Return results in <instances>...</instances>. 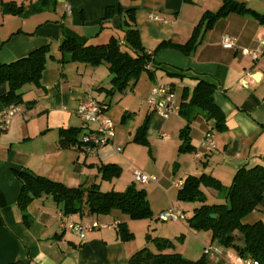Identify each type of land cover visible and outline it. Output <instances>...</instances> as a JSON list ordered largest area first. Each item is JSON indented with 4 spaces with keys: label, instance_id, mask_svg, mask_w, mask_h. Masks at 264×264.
Masks as SVG:
<instances>
[{
    "label": "crops",
    "instance_id": "0c3cea01",
    "mask_svg": "<svg viewBox=\"0 0 264 264\" xmlns=\"http://www.w3.org/2000/svg\"><path fill=\"white\" fill-rule=\"evenodd\" d=\"M5 1H15L27 9L36 0H0V62L21 58L44 44H50L51 55L41 74L44 89L28 90L24 100L34 102L19 105L7 128L0 129V264L16 260L30 264H126L137 247L131 241H122L117 227L93 229L88 232L86 241L81 243L74 233L60 225L57 218L60 208L50 198L41 197L28 205L27 211L33 220L27 227L15 206L21 188L16 177L18 170H27L68 187L87 190L100 177L98 167L110 163L105 151L108 143L98 147L94 154L59 145L61 129H80L81 135L92 129L79 125L82 120L76 109L88 88L91 89L90 94L93 91L88 77L94 67L75 61L61 62L58 45L64 35L87 44L106 43L111 37L121 43L123 31L119 17L114 15L103 24L101 20L107 7H112L114 14L118 8H133L136 10L135 26L141 43L150 53L162 40L175 43L186 41L202 14L207 10L216 11L221 2L55 0L52 8L46 7L27 16H12L1 11V3ZM239 1L264 16V0ZM150 15L158 16L160 20L155 21ZM116 31L121 35L115 36ZM226 35L235 39L231 48L221 43ZM262 39L264 22L251 14L232 13L218 19L212 28L205 31L200 44L190 55L170 48L159 49L152 55L154 72L149 77V91L156 82H169L174 85L180 101L181 93L177 92V88L187 87L190 93L195 78L201 76L214 84V102L225 116V129L212 131L215 148L203 155L200 164L194 161L193 152L199 148L200 139L210 129V123L201 116L196 118L190 131L194 150L189 153V160H184L178 169H174L176 179L183 180L187 174H194L191 171L195 169L209 173L228 185L241 166H264ZM245 49L256 51L257 58L253 60L243 53ZM167 72L172 75L168 76ZM248 74H253L256 79H251ZM240 79L244 85L239 83ZM102 106L108 105L103 103ZM4 107L0 102V116ZM102 116L105 117L104 114ZM114 138L115 135L109 144L114 142ZM173 187L178 190L175 183ZM257 212V219L264 221V198ZM76 216L71 215L76 221L117 220L120 223L114 213L104 217ZM233 256V252L227 251L224 264H229V261L232 264ZM216 261L221 263L220 259Z\"/></svg>",
    "mask_w": 264,
    "mask_h": 264
},
{
    "label": "trees",
    "instance_id": "16d2710c",
    "mask_svg": "<svg viewBox=\"0 0 264 264\" xmlns=\"http://www.w3.org/2000/svg\"><path fill=\"white\" fill-rule=\"evenodd\" d=\"M220 2L221 5L216 11L207 10L202 14L186 41L175 43L162 40L150 53L142 45L135 26L136 10L118 8L117 13L114 14L113 8L107 7L101 24L114 15L118 16L120 28L123 31L122 42L111 37L106 43L87 44L64 35L58 45L60 61H75L91 67L105 62L110 74V87L106 89L99 86L97 89H105L109 95H123L135 85L142 72L152 77L154 72L152 55L157 50L170 48L188 56L200 44L205 31L212 28L218 19L232 13L251 14L264 22V16L251 11L239 0H220ZM54 4L55 0H36L24 9L23 5L15 1H5L1 3V11L4 15L27 16L43 11L46 7L52 8ZM50 55V44H44L21 58L6 63L0 62V102L5 107L34 102V100H24V95L30 89H44L41 74ZM150 61L152 67L147 68L146 64ZM166 74L172 75L170 72ZM214 90V84L201 76L195 78V84L190 93L187 87L181 90L180 116L184 120V126L179 131L181 140L179 152L194 150L190 131L197 117L201 116L207 123H210V129H208L210 132H220L225 129V116L214 102ZM125 116L126 114L123 117ZM147 121L148 117L137 127L133 142L148 143L145 135ZM59 134L61 148L83 149L80 129H61ZM98 170L103 180H111L121 174V167L116 163L102 164ZM16 177L21 188L15 206L26 227L33 220L27 207L33 200L41 197L50 198L66 215L99 217L111 215L113 210H118L131 219L153 216L145 190L135 187L134 184L128 185L121 192H104L100 190L97 183L83 190L80 187H68L27 170L16 171ZM204 188L223 192V201L206 203ZM176 198L182 202L200 203L193 209L192 216L187 218L189 229L206 231L210 234V241L216 242L217 246L230 248L242 258L254 259L258 264H264V221L260 218L252 222L244 220L251 212L259 210L264 198V166L257 164L241 166L235 171L227 186L206 172L187 174L183 178L182 186L177 190ZM117 234L122 241H129L133 235L123 223L118 224ZM151 240L157 247L155 252L146 247L138 249L129 256L126 264H210L204 254L201 258L192 260L178 252H168L167 249L172 246L169 239H151L147 235L146 241ZM6 264H30V262L16 260Z\"/></svg>",
    "mask_w": 264,
    "mask_h": 264
},
{
    "label": "rangeland",
    "instance_id": "374dc122",
    "mask_svg": "<svg viewBox=\"0 0 264 264\" xmlns=\"http://www.w3.org/2000/svg\"><path fill=\"white\" fill-rule=\"evenodd\" d=\"M114 35L120 36L121 32L116 31ZM109 79L108 65L102 62L94 67L93 73L88 77V83L93 85L92 97L100 104L108 105L107 107L103 106L106 109L102 111V114L114 125L115 138L113 143H108L105 151L108 155V162L121 166V174L111 180H103L97 177L95 183L99 184L100 190L104 192H121L131 184L145 190L153 214L151 218L131 219L125 213L113 210V213L118 216L120 223L126 225L129 231L132 232L133 235L129 241L135 244L137 250L146 247L150 251H156L155 242L153 240L146 241L148 235L151 239H169L172 242V246L167 249L168 252H178L192 260L201 258L204 247L209 244L210 234L206 231H193L187 226V218L192 216L193 209L199 206L200 203L177 200V189L173 187L174 182L178 180L174 177V169H178L184 160H189L191 157L190 152L183 153L178 150L181 144L179 131L183 128L184 121L179 115L163 120L150 112L146 103L150 88V78L146 72H142L135 85L123 95H109L105 89H97L99 85L109 89ZM181 90L182 87L177 88L179 94ZM125 114L126 116L123 117ZM146 117H148V121L145 135L148 143H135L133 142V135ZM79 125L83 126L84 124L80 121ZM86 127L95 128V124H88ZM160 129L167 134V139L160 138ZM118 147L121 148L120 152L117 151ZM96 163L98 164V162ZM135 169L142 173L156 176L157 181L149 184H140L131 176V171ZM94 170L96 173V167H94ZM198 172L199 170L195 169L191 171L194 174H199L201 171ZM222 184L227 185L225 183ZM204 193L208 204L222 202L224 199L223 192L204 188ZM172 206L181 208L184 211V220L162 221L158 219V215L161 212ZM76 217L78 218V215ZM257 218L258 212L253 211L244 220L252 222ZM211 245L215 246L217 244L212 242ZM220 248L222 256L219 258L221 261L219 264L226 263L224 254L227 251L233 252V255L236 254L230 248ZM205 258L210 264H218L213 258L206 256ZM228 263L231 264L230 261Z\"/></svg>",
    "mask_w": 264,
    "mask_h": 264
},
{
    "label": "built area",
    "instance_id": "2783aa9c",
    "mask_svg": "<svg viewBox=\"0 0 264 264\" xmlns=\"http://www.w3.org/2000/svg\"><path fill=\"white\" fill-rule=\"evenodd\" d=\"M69 11V6H66ZM150 18L159 21L160 18L155 15H150ZM221 43L226 48H231L235 44V39L232 36L226 35L221 39ZM261 43H264L262 39ZM243 53L249 55L253 60L257 58L256 51L253 50H243ZM151 66V61L146 64V67ZM251 79H256L253 74H248ZM241 85H244L242 79L239 80ZM86 96L82 99L81 103L76 109V114L81 118L84 126L88 124H95V128L87 130L81 137L82 150L86 154H94L98 147L104 146L109 143L114 137V125L108 119L102 116V105H100L90 94L91 89L88 88ZM147 106L149 110L156 114L163 120H167L172 116L180 115V102L175 91V87L169 82H156L150 89L147 100ZM19 110L18 105H9L4 107L0 116V129L7 128L10 119L15 112ZM159 136L161 139H167V134L163 131H159ZM215 148V139L213 133L206 130L199 142V148L193 152L194 161L197 164L201 163L203 155L210 153ZM117 151H121L118 147ZM131 176L134 180L140 184H148L150 182H156V176L150 174H145L139 170H132ZM176 187H181L183 180H176ZM57 218L60 225L64 228H68L72 233H74L80 240L84 243L87 238L88 232L96 228H110L117 227L119 222L113 220L112 222H99L98 220L90 221H76L71 215H66L63 212H59ZM158 219L162 221H178L184 220L185 214L181 208L170 207L169 209L161 212L158 215ZM203 254L206 257L213 258L215 260L222 256L221 248L217 245L213 246L208 244L203 249ZM232 264H258L254 259L242 258L235 254L232 257Z\"/></svg>",
    "mask_w": 264,
    "mask_h": 264
},
{
    "label": "water",
    "instance_id": "95a60500",
    "mask_svg": "<svg viewBox=\"0 0 264 264\" xmlns=\"http://www.w3.org/2000/svg\"><path fill=\"white\" fill-rule=\"evenodd\" d=\"M211 216H213V215H211Z\"/></svg>",
    "mask_w": 264,
    "mask_h": 264
}]
</instances>
